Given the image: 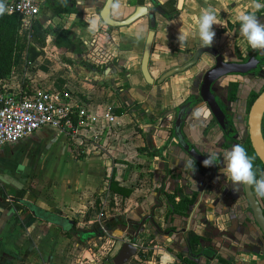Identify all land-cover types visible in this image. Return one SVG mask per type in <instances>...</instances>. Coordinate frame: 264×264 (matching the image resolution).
Returning a JSON list of instances; mask_svg holds the SVG:
<instances>
[{
    "label": "crops",
    "instance_id": "obj_1",
    "mask_svg": "<svg viewBox=\"0 0 264 264\" xmlns=\"http://www.w3.org/2000/svg\"><path fill=\"white\" fill-rule=\"evenodd\" d=\"M156 1L168 13L173 11L174 0ZM238 1L240 0H185L184 8L176 19L170 22H157L156 37L150 56L151 75L155 78L169 68L183 64L188 60L189 53L194 48L201 47L199 40L195 38V33L201 13L207 8L212 9L220 21V25H213L216 35L212 47L219 48L222 46L219 51L226 56L231 55L230 42L219 36L217 30L223 28L226 19L234 23L238 21L240 14L248 10L253 11L256 8L252 2L244 0L232 11L229 10L230 7H234L233 3ZM73 4L74 6L79 5L83 12L78 13L74 9L72 13L56 16L51 8L45 4L43 5L38 20L45 28L49 29L47 45L43 50V54L26 65L25 51L14 72L0 81V86L6 85L12 92L20 93L23 96H31L42 90L66 89L71 93L73 99L81 100L94 109L99 110L111 103L113 106L115 105L114 107H119L118 102L114 100L104 84L108 85L117 79V69L122 67L129 76V80L123 79V84L128 83L130 90L129 94H125H127V97L132 95L136 100L143 103L141 108L144 116H141V118L135 117L125 112L117 114L123 124V135L127 141H124L119 149L121 159L113 161V165L110 164V159L103 155L81 159L75 157L74 154L70 156L66 154L67 158L63 164L68 165V174L62 181L56 182L47 177L41 178L45 183L51 182L54 184L56 182L58 184L52 189L49 204L54 207V210L51 211L62 215L56 217L51 212H45L51 218H62L66 221H71L67 217L77 216V222L71 221L74 226L70 231H73L76 226L90 225L92 227L99 221H116L119 222V232L115 230L114 233L122 235L129 228H124V224L140 222V219L146 214H152L155 221L160 223V227H163L164 222L161 217L170 208L172 209L173 204L171 202L176 201L180 194L189 195L192 191H195L198 192V196L194 207H190V210L185 213L186 218L174 216L171 226L180 230H183L184 227L196 230V233L201 237V243L196 249L200 255V263H217L214 248L216 246L220 247L219 254L222 257H226L230 252H242L227 259L231 264H264V244L250 224L242 227L240 223H237L238 219H235V216L240 214L238 208L231 209L230 217L224 215L231 206V199L226 197V193L222 192L218 181L212 179L213 176L206 170L194 173L190 163L185 164L184 160L181 161L182 156L179 152H174V148L170 149L174 155L169 154L164 161L151 157L154 153L148 148L149 137L153 150H158L163 145L162 141L166 136V122L160 128H152L149 123L151 118L160 117L162 113H165V109L175 108L189 96L193 80L198 76L199 70L209 64V58L203 56L197 67L168 78L160 88L156 86L147 87L141 79L139 69L147 30L145 20L141 19L131 26L112 30L102 24L97 14H90L97 4L94 0H73ZM142 4L149 5L150 3L148 0H113L111 15L116 20H122L127 17L135 6ZM180 29H187L189 33L188 38L182 43L177 41ZM62 30L69 31L71 39L75 43L81 44L82 53L77 55L67 52L61 57V62L60 59L58 60L60 52L51 45V42ZM48 45L52 48L49 52L47 51ZM96 56H102L103 58L98 60V64L101 66L98 69H93L92 67L96 66L92 65L88 58L92 59ZM63 58L69 62L66 63L62 60ZM46 61L49 63H46ZM112 61L116 63V66L111 64ZM105 62L107 66L102 67ZM203 114L204 109L191 116L185 130L190 139L197 140L201 138L199 126L203 121ZM125 120H127V123H125ZM156 124L158 125V122ZM135 126L139 128L138 131ZM43 131L51 133L56 130L43 128L33 134V138H41ZM53 139L50 138L47 142H52ZM0 149H2V146ZM162 155L164 157L165 153H162ZM108 168H112L111 182L106 179ZM215 177L219 179L217 176ZM15 179L17 180L15 183L0 179L1 185L9 191V196L20 189L24 182L20 177L15 176ZM111 184L130 190L131 194L128 197L115 194L108 187ZM209 185H212L210 191L207 190ZM105 188L109 191L108 204L105 203ZM175 192H177V198L174 195ZM27 195L32 200L39 197L38 194L32 196L27 193ZM10 197L29 212V215H24L21 220L27 238L31 239L30 241L39 240V244H48L54 250L57 244V232L54 229L59 227L50 221L34 217L29 209L20 203V201H25L35 205L32 200H16L13 196ZM37 201L39 204L40 201L45 203L47 200L40 198ZM117 204L118 207L116 208ZM38 209L40 208L38 207ZM108 209L109 211L113 210L114 213L107 215L105 210ZM116 211L118 212L116 213ZM18 213H20L19 210ZM179 213L182 214V211ZM3 215L5 214L0 212V248L4 247L7 240H12L17 231L21 229L20 225L14 224L17 221L16 213L14 215L11 212L12 218L10 217L11 222L9 223L5 221ZM229 218L232 219L231 227H229L230 224L228 225L229 231L238 240V244L232 243L230 247L225 241L223 245H219L218 243H222L223 240L220 237L217 239L213 237L217 234H219L218 236L224 235V227ZM214 219L217 221L216 227L213 225L216 229L211 227ZM37 221L44 224L42 227L49 226V229L46 228L44 235L41 232V235L37 234ZM206 223L207 225H205ZM166 225L168 226L169 223L167 222ZM38 227L42 228L41 226ZM59 229L66 237L70 235L69 230ZM231 234L227 236L232 238ZM171 242L170 239L164 242L165 246H169V250H167L169 253H164L170 257V260H166V262L168 264L170 262L171 264H182L174 255L183 247V242Z\"/></svg>",
    "mask_w": 264,
    "mask_h": 264
},
{
    "label": "flooded vegetation",
    "instance_id": "obj_2",
    "mask_svg": "<svg viewBox=\"0 0 264 264\" xmlns=\"http://www.w3.org/2000/svg\"><path fill=\"white\" fill-rule=\"evenodd\" d=\"M148 1L150 3L149 5L142 4L139 6L146 8L147 12L153 10V14L155 18V28H154L153 44L151 47V52H152L154 46V40L156 37L157 22H170L176 19L179 13L184 8L185 0H183L182 9L179 11L177 10L178 0H174L173 1L174 8L171 13H168L163 8V6L156 0H148ZM243 1L244 0H240L238 2L233 3L234 7H230L229 10L232 11L240 3H243ZM249 2H252L254 6L256 3H259L260 5H264V0H249ZM133 10L134 8L127 16H129L133 12ZM243 14H254L257 17L258 21L262 25H264V7H260L259 9L255 8L253 11L248 10L245 11ZM141 19L145 20L147 27L146 30V35H147L148 31L150 30L148 16L146 15ZM239 30H240L239 20L235 21L234 23H231L229 19L225 20L223 28L217 30V34L219 36L224 37L225 38L224 40H228V42H230L231 55L226 56L223 53H221L219 50L222 46H220L219 48L210 47L215 51H217L218 55H220L223 58V61L225 63L240 64L250 60L252 57H254L257 60V62L254 63L255 65L254 69L251 70L248 74L225 75L216 79L214 82L211 83L209 87V93L211 96H213L216 104L224 114L223 127L219 126L217 119L211 113L209 107L201 98L202 76L206 71L210 70L215 66V58H213L209 54H203L199 57L196 64H194L190 68L197 67L199 63H201V58L203 56L209 58L208 59L209 64L205 65L202 70H199V74H197L198 76H196L192 82L189 96L185 100L180 102L175 108L173 109L169 108L168 110L165 109L164 111L165 113H162L163 112L162 111L160 117L151 118L149 123L152 128L153 127L160 128L161 126H163V123L166 122V126H165L166 136H164V140L162 141L163 145L160 146L158 150H154L155 151L154 155H151V157L158 158L160 160L162 159V161H164L169 154L172 156L174 155L170 150L171 148H174L173 151L176 153L179 152L180 156H182V158H180L181 161L184 160L185 164L190 163V167L192 168L194 173H198L202 170L208 171L213 176L212 179L218 181L221 187L220 189L222 190L223 193H226V197L231 199V206L227 209V212H225L224 215L230 217L231 209L238 208L240 214L238 216H235V219H238L237 223H240L242 227H246L247 224L248 225L250 224L255 229V232L260 238L261 242L264 244V236L261 235L258 227L254 222L253 215L250 209V203L248 201L252 199L255 205H257L258 208L261 210L262 215L264 217V197H259L256 195L255 185L250 186V185H241L237 183L234 186L233 182L228 178L227 173L225 172L224 154L227 151H230L234 145L239 144L244 147L247 156L252 161V165H253L252 170L255 173V178L259 180L261 179L262 176H264V166L261 163V161L258 159V157L256 156L253 150V147L250 142L249 126H248V115H249L250 107L255 101V99L264 91V49H252L250 45L247 43V41L240 35ZM146 35H145V39H146ZM145 39H144V44H145ZM222 45L224 44L222 43ZM200 48H205V47L201 46L198 48H194L193 51L189 53L188 60L181 65H184L185 63L189 62L192 59L193 54ZM151 52H150V56H151ZM150 56L148 62V71L150 77L153 79V85H148L145 83L141 75V71H140V76L147 87L156 86L160 88L163 86L165 80L168 79L166 78L162 83L157 84V81L160 79V77L165 72L181 65L169 68L168 70H166L165 72L154 78L150 73V65H151ZM99 58L102 59L103 57L96 56L92 59H89L91 61V64L96 66V67H92L93 69L94 68L98 69L101 66L100 64H98ZM141 59H142V55H141ZM106 64H107L106 62L103 63L102 67L107 66ZM111 64L116 66V63L114 61H112ZM140 67H141V60H140L139 69ZM176 75H173L171 77H174ZM116 76L117 79H115L113 82H111L108 85L104 84V86L114 97V100L119 104V107L117 106L115 107L116 112L118 110H121L122 114L125 112L128 115L141 118V116H144L143 114L144 112L141 108L143 103L136 100L132 95L127 97V94L130 93L129 85L128 83H126V85L123 84L124 78L129 80L128 73L124 68L121 67L120 69H117ZM254 96L256 97L254 98ZM179 109L182 110L183 113L185 114L180 129V135L183 139L182 142L192 147L193 150L198 155H201L205 159L210 156L214 157L213 166L204 167L203 165H200L197 162H195L190 156H188L185 152L181 150L180 142H179L180 140L174 134L175 121ZM202 109H204V114L202 115L203 121L199 126V128L201 129V138L197 140H193L192 138L190 139L185 131L186 128L188 127L189 120H191V116L197 114ZM157 122L158 125L156 124ZM136 127L137 126H135V129ZM138 129L139 128L137 127V131ZM261 132L264 139L263 119L261 123ZM162 153H165L164 157ZM215 176H217L219 179H217ZM211 188L212 185L211 186L209 185L207 187V190L210 191ZM174 195L177 198V192H175ZM197 196H198V192L192 191L189 195L180 194L176 201L173 200L171 202L173 204L172 209L170 208V210H168V212H166L165 215L161 217L163 218V222H164L163 227L162 226L160 227L159 225L160 223L155 221V218L152 214H146V216L140 219V222L141 221L144 222L142 224L141 231L139 234H143L144 236L146 235L148 239L151 238V242H155L158 245L165 246L164 242L167 241L168 239L172 241L171 243L183 242V247L180 248L179 251L174 255L177 260L181 258H186L191 260L189 256L190 253H192L193 255H199V252L196 249L197 247H199L201 243V239H200L201 237L196 233V230L190 228L187 229L186 227H184L183 230H180L171 226L174 216H180L182 218L187 217L185 213L190 210V207L192 208L194 207V204L197 200ZM181 201H187L189 203L187 211L182 212V214H180L179 213L180 210L177 209V206ZM167 222L169 223L168 226L166 225ZM137 223L138 222L136 223L134 222L131 224L127 223V225L124 224L123 227L124 228L129 227L132 232L133 231L135 232L137 230L136 228ZM185 223L187 224V221ZM231 223H232V219L229 218L224 227L225 228L224 235L218 236L219 234H217L213 236L214 239L220 237L223 240L222 243H218L219 245H223V243L225 242L229 244V247L231 246L232 243L238 244L237 238L231 234V231H229L230 230L229 227H231ZM205 225H207V223ZM213 225L214 227H216L217 225V221L215 219L212 220V224H211L212 228H214ZM230 234L233 236L232 238L227 236ZM214 248L216 253L215 259L217 260L216 264H231L228 262L227 259L242 253L241 251H237L236 253L230 252L229 254H227L226 256L227 258H226V257H222L219 254L220 247L218 248L215 246Z\"/></svg>",
    "mask_w": 264,
    "mask_h": 264
},
{
    "label": "rangeland",
    "instance_id": "obj_3",
    "mask_svg": "<svg viewBox=\"0 0 264 264\" xmlns=\"http://www.w3.org/2000/svg\"><path fill=\"white\" fill-rule=\"evenodd\" d=\"M51 49L48 45L47 51L49 52ZM61 57H63V53H59L58 60L61 61ZM46 63L49 62L46 61ZM125 123H127V120H125ZM42 134L41 138H33V135L18 141V143L2 146V149H0V179L15 183L17 182L15 176L20 177L24 182L20 189H17L10 196H13L16 200L29 201L32 198L27 193L32 196L38 194L39 197L32 200L33 204L41 210L60 217L61 213L51 211L54 210V207H51L49 201L52 196V189L58 185L56 182L62 181L68 174V165L63 163L67 158L66 154L69 156L74 154L71 148L74 144H68L64 135L59 131L51 133L43 131ZM50 138H54L53 141L47 142ZM21 165L24 166L22 170ZM46 177L56 182L54 184L43 182L42 179ZM136 183L138 184V181ZM8 194L9 191L0 182V212L5 214L3 216L7 223L11 222V212L14 215L16 213L17 221L14 224L20 225L21 229L17 231L12 240H7L4 247L0 248V264H112V258L116 255L122 243L134 244L137 250L136 255L127 264H168L166 260H170V257L164 254L168 252L169 246L151 242V238L148 239L143 234H139L135 241H132L134 231L132 232L128 228L122 235L115 234L114 231L108 229V221L97 222L100 233L98 237H94L95 234H99L95 233L90 225L76 226L73 231L69 230L70 235L68 237L59 228L54 229L57 232V244L52 250L48 244H39V240L30 241L31 239L27 238L21 220L24 215H29V212L16 203ZM40 198L47 201L45 203L40 201L38 204L37 200ZM111 200L113 201V199ZM18 210L20 213H18ZM105 213L110 215L114 211L108 209L105 210ZM67 219L78 221L77 216L67 217ZM37 223L41 227L44 225L38 221ZM38 226L36 230L39 235H41L40 232L44 235L46 230L49 229L47 225L42 228ZM116 231L119 232V228Z\"/></svg>",
    "mask_w": 264,
    "mask_h": 264
},
{
    "label": "built area",
    "instance_id": "obj_4",
    "mask_svg": "<svg viewBox=\"0 0 264 264\" xmlns=\"http://www.w3.org/2000/svg\"><path fill=\"white\" fill-rule=\"evenodd\" d=\"M0 3L5 13L19 18L20 34L30 40L44 1L0 0ZM43 128L61 132L68 144H74L71 148L75 157L85 159L103 155L110 159L111 165L121 159L119 149L127 141L112 104L97 110L73 99L66 89L42 90L23 96L6 85L0 86V147L28 138ZM106 179L111 182L112 168H108ZM104 190L108 204L109 191Z\"/></svg>",
    "mask_w": 264,
    "mask_h": 264
},
{
    "label": "water",
    "instance_id": "obj_5",
    "mask_svg": "<svg viewBox=\"0 0 264 264\" xmlns=\"http://www.w3.org/2000/svg\"><path fill=\"white\" fill-rule=\"evenodd\" d=\"M96 4V7H94L93 12L90 14H97L102 22V24L107 27L111 28L112 30H117L120 28H125L130 25H132L137 20L148 16L149 21V28L145 39L142 59H141V75L148 85H153V79L149 75L148 71V62H149V56L151 52V47L153 44L154 39V28H155V18L153 14V10H150L147 12L146 8L136 6L134 7L133 12L127 16L126 18L122 20H116L111 15V7L113 4V0H94ZM183 5V0H178L177 2V10H181ZM75 11L82 13L81 8L79 5H75ZM73 8V5L72 7ZM203 54H209L213 58H215V66L211 68L210 70L206 71L202 76V86H201V98L202 100L207 104L209 107L211 113L215 116L217 119L219 126L223 127V120H224V114L216 104L213 96L209 93V87L212 82H214L216 79L225 76V75H245L248 74L251 70L254 69L255 65L254 63L257 62V60L252 57L250 60L245 61L244 63H225L223 61V58L218 55L217 51H215L212 48L205 47L198 49L192 56V59L185 63L184 65L175 67L167 72H165L160 79L157 81V84L162 83L166 78H169L173 75L180 74L185 72L187 69L192 67L194 64H196L199 57ZM82 58V57H81ZM86 65L88 63L84 62ZM184 113L182 110L179 109L176 121H175V127H174V134L176 137L179 138L180 142V148L183 152H185L188 156H190L195 162H197L200 165H203V161L205 160L204 157L201 155H198L192 147L186 145L180 135V129L181 124L184 119ZM264 117V91L255 99L253 104L250 107L249 115H248V126H249V137L250 142L253 147V150L258 157V159L261 161V163L264 166V139L261 132V123L262 119ZM148 148L151 152H155L152 148V144L150 141H148ZM249 195V194H248ZM251 197V196H250ZM250 203V209L253 215L254 222L256 226L258 227L261 235L264 236V217L262 215L261 210L258 208L257 205L253 202V200H248ZM20 203L24 206H26L30 213L44 221H50L54 225L58 226L64 231H68L71 228H73L74 223L71 221L63 220L62 218H51V216L40 209H38L37 206L32 205L25 201H20ZM54 219V220H53ZM144 221L138 222L136 224L137 230L134 233V237L132 238V241H135L136 237L139 235L141 231V227ZM185 231V230H184ZM187 233V232H184ZM136 248L131 243H122L119 247V250L117 251L116 255L112 258V264H127L129 260L136 255ZM192 262L194 264H201L199 261V255H193L192 253L189 254ZM217 262V260H216Z\"/></svg>",
    "mask_w": 264,
    "mask_h": 264
},
{
    "label": "trees",
    "instance_id": "obj_6",
    "mask_svg": "<svg viewBox=\"0 0 264 264\" xmlns=\"http://www.w3.org/2000/svg\"><path fill=\"white\" fill-rule=\"evenodd\" d=\"M44 4L51 8L56 16L62 14L72 13L75 9L73 0H43ZM73 5V8L70 7ZM49 36V29L45 28L40 20H35L33 24V34L30 40H27L24 34H20V20L16 15H9L4 11L0 13V81L9 77L17 67L23 53L26 51V65L32 63L43 54L46 48V41ZM51 45L56 48L61 54L67 52L81 55L82 50L80 43H75L70 36V32L62 30L52 40ZM66 63L69 61L62 59ZM256 96H254L255 98ZM121 114V111H117ZM263 133H264V118H263ZM110 191L128 197L131 194L130 190L119 188L116 184L109 185ZM189 203L181 201L177 206L180 211H187ZM95 237L100 236L99 227L97 224L93 225ZM107 227L111 231L119 228V222L109 221ZM182 264H194L191 260L186 258L179 259Z\"/></svg>",
    "mask_w": 264,
    "mask_h": 264
},
{
    "label": "clouds",
    "instance_id": "obj_7",
    "mask_svg": "<svg viewBox=\"0 0 264 264\" xmlns=\"http://www.w3.org/2000/svg\"><path fill=\"white\" fill-rule=\"evenodd\" d=\"M118 7V5H117ZM259 9L264 7L259 3L255 4ZM4 11V5L0 3V13ZM240 22V35L247 41L252 49H264V25H262L254 14H240L238 16ZM213 25H220L212 9H204L197 23V31L195 38L199 40L202 47H212L215 31ZM177 41L184 42L188 38V30H179ZM214 157H207L203 161L204 167L213 166ZM225 172L228 178L235 186L237 183L241 185H255V193L259 197H264V176L257 180L252 170V161L247 156L246 150L242 145H234L230 151L224 154ZM23 165L20 166L21 170ZM235 190V188H234Z\"/></svg>",
    "mask_w": 264,
    "mask_h": 264
}]
</instances>
